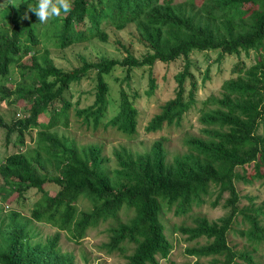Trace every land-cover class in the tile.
Returning a JSON list of instances; mask_svg holds the SVG:
<instances>
[{
  "label": "trees",
  "instance_id": "obj_1",
  "mask_svg": "<svg viewBox=\"0 0 264 264\" xmlns=\"http://www.w3.org/2000/svg\"><path fill=\"white\" fill-rule=\"evenodd\" d=\"M37 3L18 0L0 11V22H10L6 28L0 26V80L10 79L12 71L19 76L13 89L2 85L0 91L29 103L24 118L5 124L0 116L7 141L16 130L14 145L19 146L0 163V200L12 204L29 190L36 194L29 216L19 206L5 214L0 209V264H77L72 253L59 247L62 232L79 241L88 229L105 222H109L108 240L102 247L107 254L118 253L125 259L123 264H160L173 247L161 215L171 207L183 214L192 206H216L224 192L228 194L226 214L215 220L198 216L193 225L178 227L188 241L205 240L188 246L187 254L195 257L193 264H203L200 260L207 256H222L220 264H233L237 258L258 264L249 251L234 250L227 235L241 216L247 223L241 235L254 250L264 243V205H256L248 196L249 204L238 207L235 186L240 178L246 182L259 179L264 185V0H202L199 4L197 0H71L69 14L61 12L47 23L27 11ZM130 24L146 48L140 58L116 42L125 52L120 60L100 55L91 61L80 55V64L65 70L54 64L50 49L38 46L40 36L52 39L61 49L91 39L107 42V29L123 30ZM251 50L256 53L255 61L249 66L235 65L232 72L236 74L223 82L221 95H210L204 101L214 107L201 112L202 135L185 139L186 152L171 162L166 161L164 138L143 153L114 150L117 165L109 167L99 145H79L52 130L68 126L72 104L67 93L90 70L95 71L96 81L93 102L75 112L83 124L96 126L107 110L110 88L105 75L121 66L124 74L119 78L117 112L107 125L135 133L138 112L133 102L137 92L131 88L132 69L147 66L142 70L149 71L148 96L157 86L151 66L182 57L184 66L174 75V96L161 105L145 129L155 132L164 126H179L198 89L190 70V53L216 51V60H220L241 52L249 55ZM207 78L208 69L203 80ZM187 79L190 86L185 91ZM40 115L47 119L39 120ZM34 126L39 127L35 146L23 150L26 136L33 137ZM248 167L251 172L246 176ZM49 183L58 185L54 194L48 192ZM80 200L88 206L81 209ZM32 219L54 227V234L44 242L32 239ZM81 257L89 263L86 254Z\"/></svg>",
  "mask_w": 264,
  "mask_h": 264
},
{
  "label": "rangeland",
  "instance_id": "obj_2",
  "mask_svg": "<svg viewBox=\"0 0 264 264\" xmlns=\"http://www.w3.org/2000/svg\"><path fill=\"white\" fill-rule=\"evenodd\" d=\"M18 0H0V11H2L10 2L15 3ZM202 0H197V4ZM9 21L2 20L0 26L2 28L8 27ZM108 39L107 42H102L98 39H91L88 42L74 44L66 48H57L54 46L52 39L44 36H40L41 43L39 47H47L50 49V57L54 64L57 66L69 70L80 64V55H84L91 61H96L100 55H106L110 58L121 59L125 56L124 49L117 46L116 42H119L129 48V50L138 58L142 57L146 53L144 44L140 41L138 33L133 24L126 26L123 30H116L110 27L107 29ZM255 51L251 50L249 55H245L243 52L240 55H225L220 60H216V51H192L189 55L190 70L197 82L198 89L196 90L194 103L191 105L188 111L183 114L181 124L179 126H164L161 130L152 132L146 131L145 127L148 121L153 115L160 111L161 105L168 99L174 96L175 81L174 75L180 71L184 66V59L182 57L172 62H159L157 61L151 66L152 73L156 78L157 86L152 95H146L149 71L147 69L142 70L147 66L133 68L132 69V86L133 90H136L137 95L133 100L135 107L137 108V124L136 131L133 134L123 133L116 128L107 125V122L117 112L116 104L119 101V89L121 84L119 78H122L124 69L121 66H116L111 73L105 75V80L109 84L110 92L107 96V110L100 122L94 126L93 124L85 125L82 123V119L75 114L74 106L78 104V108L88 106L93 102L95 92V71L90 70L88 73L76 83H73L67 97L72 102V107L69 113V124L67 127L58 126L54 129L58 135L64 134L67 137L73 139L79 145L97 144L101 147L103 156H106L109 160L107 165L109 167H115L117 165L114 150L125 148L131 153H143L149 150L151 144L160 138H164V147L167 153L166 161H173L174 157L180 155L187 150V144L185 139L191 135H202L200 130L203 125L199 121L201 112L204 109L214 107L212 104H204L210 95L219 97L221 95L223 82L235 76L236 73L232 72V68L235 65L244 63L249 66L255 61ZM29 54L24 58L28 60ZM208 69V78L203 80L204 74ZM19 79L18 73L12 71L10 79L7 81L2 78L0 80V89L4 85L7 88H12L14 83ZM27 83L29 81H26ZM189 79L186 80V90L189 88ZM25 107H29V103H25L22 100H15L14 96L9 99L7 96H3L0 91V115H2L3 121L8 122L15 118H22L25 113ZM19 114V116H17ZM47 117L49 116L46 114ZM44 115H40L39 120H46ZM5 128V129H4ZM0 127V163L10 153L19 150V146L14 145L16 141V134L11 133L9 141L6 139V127ZM263 127L260 124L258 132L261 133ZM35 132V131H34ZM35 138V137H34ZM26 141L23 150L26 147L33 148L35 146L33 139L30 140L29 136H26ZM237 170H241L237 168ZM247 172L244 174L248 176L251 172V167L247 168ZM2 181L0 177V182ZM236 189L240 196L238 207H243L249 204L250 200L247 198L251 196L256 205H264V185L259 179H253L251 182H246L243 178L235 181ZM49 194H54L58 189V185L54 183L47 184ZM227 192L223 193L222 200L218 201L216 206H211L210 203H205L200 206H192V209L186 213H176L174 207L168 208L162 215L161 220L165 226V234L171 240L172 249L167 258H161L160 264H193L195 257L187 254L186 248L199 243H204V239L199 240H186V235L178 231V227L181 225L191 226L194 224L195 218L198 216H205L209 220H215L220 216H223L229 211V208L224 204V200L227 197ZM1 197V195H0ZM214 196L211 197V199ZM36 199V194L29 190L26 194H23L21 198L15 199L12 204L3 203L0 200V209L5 213L17 208L24 215H30V209L32 202ZM80 208H86L88 204L84 200L79 201ZM30 230L32 239L35 241L44 242L45 239L54 234V227L49 224L35 221L32 219L30 222ZM261 223L264 225V217L261 218ZM232 229L228 232L227 239L228 244L237 251H249V254L253 257L258 264H264V243L256 246V249L252 247L245 236L241 235V230L247 227V223L243 221L241 216L236 218V222L233 223ZM1 227L5 228L6 223H2ZM109 222L100 223L97 227L88 229L86 235L79 241L72 238H68L66 233L62 232L59 239V247L63 252H70L74 255V261L77 264H87L81 257L82 254H86L89 259L88 264H123L125 259L118 253L107 254L102 247V243L107 242V228ZM217 259V260H215ZM223 259L222 256L215 257H202L200 262L203 264H220ZM233 264H247L244 260L237 258Z\"/></svg>",
  "mask_w": 264,
  "mask_h": 264
},
{
  "label": "clouds",
  "instance_id": "obj_3",
  "mask_svg": "<svg viewBox=\"0 0 264 264\" xmlns=\"http://www.w3.org/2000/svg\"><path fill=\"white\" fill-rule=\"evenodd\" d=\"M16 6H17L16 4H13V7H16ZM71 7H72L71 0H38L37 5H35V6H29V8L27 9V11L28 12H31L32 14H34L36 16L37 20L40 23H47L49 21V19H51L53 17L60 16L61 15V12H63L65 15L69 14L70 11H71ZM25 18L26 19L28 18L27 14H25ZM159 62H161V61H159ZM17 82H19V81H17ZM16 83H14V86L16 85ZM14 86L12 88H8V89H13ZM25 103H27V102H25ZM71 104H72V102H71ZM77 105L78 104H76L74 106V110L76 108H78ZM71 107H70V109H71ZM84 107H86V106H84ZM70 109H69V113H70ZM26 111H27V109L25 107V113H24V116H22V118H24L27 115V112ZM75 114H76V112H75ZM0 116H2V115H0ZM17 116H19V114H17ZM76 116L79 117L77 114H76ZM79 118H82V117H79ZM17 119H20V118L13 117L12 120H9L8 122H5V124H8V123H10L12 121H15ZM68 124H69V118H68ZM60 126H62V125H60ZM33 128L34 129H32L33 130V137H32V139L34 141L35 140V138H34L35 137V133L39 130V127L34 126ZM54 129L55 128H53L52 130H54ZM11 133L17 134V131L16 130H13ZM15 138H16V136H15ZM32 139H30V140H32ZM25 142H27L26 141V138H25L24 143Z\"/></svg>",
  "mask_w": 264,
  "mask_h": 264
}]
</instances>
